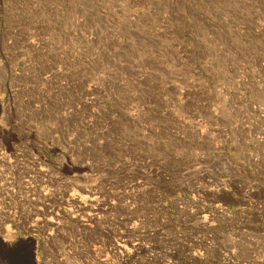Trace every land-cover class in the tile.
Returning a JSON list of instances; mask_svg holds the SVG:
<instances>
[{
	"label": "rangeland",
	"instance_id": "374dc122",
	"mask_svg": "<svg viewBox=\"0 0 264 264\" xmlns=\"http://www.w3.org/2000/svg\"><path fill=\"white\" fill-rule=\"evenodd\" d=\"M0 264H264V0H0Z\"/></svg>",
	"mask_w": 264,
	"mask_h": 264
}]
</instances>
